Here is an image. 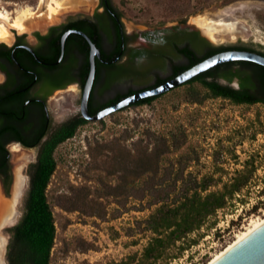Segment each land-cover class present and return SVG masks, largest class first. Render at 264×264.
I'll return each instance as SVG.
<instances>
[{
  "label": "rangeland",
  "instance_id": "obj_1",
  "mask_svg": "<svg viewBox=\"0 0 264 264\" xmlns=\"http://www.w3.org/2000/svg\"><path fill=\"white\" fill-rule=\"evenodd\" d=\"M60 1L66 2L63 8L48 19L50 0H0V9L11 13L16 4L17 8H35L39 18L25 22L29 39L34 30L40 32L70 17L101 12L99 0ZM111 3L120 14L132 48L150 49L152 38L189 29L198 31L212 47L241 45L264 54V0ZM200 16L229 22L228 28L218 29L211 39L195 23ZM11 32L4 42L12 40ZM167 53L175 57L171 51ZM132 65L134 75L122 89L146 87L155 77L168 73L166 67L158 68L161 66L155 63L154 67L144 62ZM195 93L198 99L202 97L201 102H192ZM113 96V92L102 93L99 101L104 103ZM79 103L76 87L53 94L47 104L51 127L79 115ZM163 139L172 146L159 158L157 176L144 174L133 183V161L154 148L160 151ZM13 145L17 151L11 150L12 145L7 148L12 186L8 197L0 188V219L12 195L15 176L21 174L24 183L13 220L0 227L2 259L9 230L23 214L28 170L38 150ZM53 157L56 168L46 195L56 233L49 264H204L251 220L264 215V103L236 104L207 96L199 83L174 88L150 104L114 112L100 121H88L55 148ZM180 171L184 183L173 180L174 173ZM202 179L210 184L207 193L231 189L234 182L243 184L226 198L223 208L205 218L198 229L170 244L161 258L141 261L143 248L153 237L145 220L162 202H170L181 186ZM116 185L118 195H108ZM73 207L78 210H70Z\"/></svg>",
  "mask_w": 264,
  "mask_h": 264
},
{
  "label": "flooded vegetation",
  "instance_id": "obj_2",
  "mask_svg": "<svg viewBox=\"0 0 264 264\" xmlns=\"http://www.w3.org/2000/svg\"><path fill=\"white\" fill-rule=\"evenodd\" d=\"M98 8L101 12L70 17L40 32L34 30L30 39L25 31L13 33L16 30L10 29L12 40L0 41V143H4L6 149L13 144L31 143L42 132L41 141L46 139L52 130L47 104L53 94L76 87L81 99L90 69L91 45L98 50L99 56L93 57L94 78L88 108L102 104L99 101L102 93L113 92V99L142 90L122 89L123 83L134 75V63L144 62L151 66L155 63L157 67L161 66L158 68H167L165 76L155 77L148 85L152 86L160 79L169 78L177 67L191 62L180 49L189 48L198 56L209 50L210 45L198 31L189 29H176L152 38L150 49L132 48L116 11L101 0ZM236 84L232 82L233 86ZM148 86L143 88H150Z\"/></svg>",
  "mask_w": 264,
  "mask_h": 264
},
{
  "label": "trees",
  "instance_id": "obj_3",
  "mask_svg": "<svg viewBox=\"0 0 264 264\" xmlns=\"http://www.w3.org/2000/svg\"><path fill=\"white\" fill-rule=\"evenodd\" d=\"M101 1L107 2L116 11L117 18L120 19V14L113 7L111 0ZM234 49L264 55L259 51L241 45L209 46V50L201 56L195 55L189 48H182L180 52L189 58L191 62L187 66L177 67L169 78L208 56ZM169 78L160 79L156 84L148 87L160 85ZM234 81L237 83L236 86L232 85ZM194 83H199L207 91V96L228 99L236 104L264 103V67L252 62L234 61L218 65L198 74L178 87L191 86ZM132 93L130 91L126 95H117L99 106H90L88 112L93 115L99 109L112 105ZM195 94L191 98L192 102H201L202 97L198 99V94ZM162 95L142 99L129 107L150 104ZM87 122L79 114L52 128L43 141H41L44 134L42 132L36 136L33 142L21 143L23 147L37 146L38 150L36 160L28 170L29 185L24 200L23 214L18 223L9 230L6 264H49L56 233L52 209L46 195L47 186L56 168L53 152L59 144L73 137L76 130ZM162 146L163 148L160 151L154 148L145 152L143 157H136L137 159L133 161V166L130 169L133 183L135 179L144 174L157 176L159 158L167 153L172 145H169L163 139ZM173 146L178 147L179 144ZM173 180L174 182L184 183L183 172L174 173ZM11 184L12 174L9 154L4 143H0V186L6 197L10 194ZM242 184L241 182H234L231 189L207 193L209 182L206 179L194 180L190 185L181 186L177 193L174 192L175 194L170 202L159 201L162 203L145 220L146 228L153 234V237L143 248L141 261H156L161 258L170 244L198 229L205 218L211 216L216 210L223 208L226 198L237 192ZM111 188L112 191L107 194L117 196L119 185ZM170 193L172 191L166 192L167 196ZM70 210L77 211L78 209L73 207ZM132 258L129 257L130 260Z\"/></svg>",
  "mask_w": 264,
  "mask_h": 264
},
{
  "label": "water",
  "instance_id": "obj_4",
  "mask_svg": "<svg viewBox=\"0 0 264 264\" xmlns=\"http://www.w3.org/2000/svg\"><path fill=\"white\" fill-rule=\"evenodd\" d=\"M95 55L99 56V52L95 46L91 45L89 60L90 69L83 87L79 105L81 117L91 122L100 121L104 117L127 108L142 99L167 93L198 74L221 64L234 61H247L264 67V55L256 52L236 49L217 52L195 63L162 84L136 91L91 115L88 112L87 104L94 78L93 57ZM211 264H264V223Z\"/></svg>",
  "mask_w": 264,
  "mask_h": 264
},
{
  "label": "bare ground",
  "instance_id": "obj_5",
  "mask_svg": "<svg viewBox=\"0 0 264 264\" xmlns=\"http://www.w3.org/2000/svg\"><path fill=\"white\" fill-rule=\"evenodd\" d=\"M41 1H43V0H41ZM84 1H89V0H84ZM63 3H66V2H63ZM63 3L60 0H50V5L48 6V9L50 11V15L49 16L47 15L48 16L47 19L51 18L54 14H57L63 8V5H62ZM17 7L18 6L16 4V8L14 7L15 10H13V12H11V13L8 11L0 9V41H5L8 38H10V29H14L18 32L24 31V30H26L25 22L27 20H30L31 18H39V16L36 15L37 13L35 11V8H32L30 6H26V7L23 6V8H21V7L17 8ZM12 14H15L14 19L11 16ZM195 23H196V25H198L200 27V29L204 33H206L212 39L213 35L215 34V32H217L218 29H227L228 28L227 23H229V22L225 23L221 20L212 21L206 17L200 16V17L195 19ZM233 26H234V23H233ZM232 33H234V32H232ZM11 150L17 151V146L12 145ZM23 178L24 177H22L21 174H18L15 176V180L13 183L12 195H11L10 199L8 200L9 203L7 205V208H5V210H4L3 218L0 219V227L6 225L7 223H9L10 221L13 220V217L15 214V207L17 205V201L19 198L22 183H24ZM1 205H2V202L0 201V209H1ZM263 223H264V215L261 216L260 218H256V219L251 220L248 223V225L243 227L241 229V231H239L234 236L232 241L227 243L224 247H222L219 251H217L213 256L211 255L212 257L204 264L213 263L221 255H223L226 251H228L236 243H238L239 241L244 239L247 235H249L252 231H254L256 228H258ZM0 248H1V245H0ZM0 264H3L1 250H0Z\"/></svg>",
  "mask_w": 264,
  "mask_h": 264
}]
</instances>
